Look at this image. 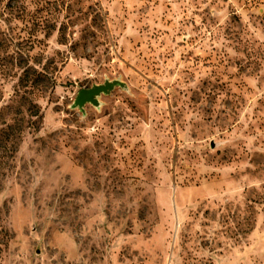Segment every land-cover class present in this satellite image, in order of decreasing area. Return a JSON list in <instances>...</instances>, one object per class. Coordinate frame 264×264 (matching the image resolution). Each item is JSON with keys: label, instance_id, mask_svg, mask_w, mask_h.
Returning a JSON list of instances; mask_svg holds the SVG:
<instances>
[{"label": "rangeland", "instance_id": "rangeland-1", "mask_svg": "<svg viewBox=\"0 0 264 264\" xmlns=\"http://www.w3.org/2000/svg\"><path fill=\"white\" fill-rule=\"evenodd\" d=\"M0 264H264V0H0Z\"/></svg>", "mask_w": 264, "mask_h": 264}, {"label": "water", "instance_id": "water-1", "mask_svg": "<svg viewBox=\"0 0 264 264\" xmlns=\"http://www.w3.org/2000/svg\"><path fill=\"white\" fill-rule=\"evenodd\" d=\"M124 82L113 79L105 80L103 83L93 84L88 88H80L73 100L72 106L78 107L80 110H83L85 104L90 103L94 106L99 105L98 97L102 94H109L115 86H123Z\"/></svg>", "mask_w": 264, "mask_h": 264}]
</instances>
